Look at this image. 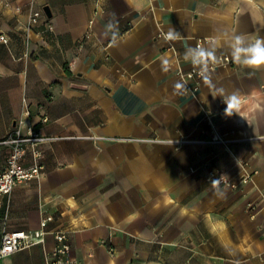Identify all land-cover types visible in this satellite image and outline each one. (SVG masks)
Listing matches in <instances>:
<instances>
[{
  "label": "crops",
  "instance_id": "obj_1",
  "mask_svg": "<svg viewBox=\"0 0 264 264\" xmlns=\"http://www.w3.org/2000/svg\"><path fill=\"white\" fill-rule=\"evenodd\" d=\"M30 1L0 0V170L17 129L62 139L40 147L39 180L0 196V248L51 214L77 264H264V66L231 47L264 39V0H35L54 31L27 47ZM200 43L232 63L192 95ZM44 238L0 264H47Z\"/></svg>",
  "mask_w": 264,
  "mask_h": 264
},
{
  "label": "built area",
  "instance_id": "obj_2",
  "mask_svg": "<svg viewBox=\"0 0 264 264\" xmlns=\"http://www.w3.org/2000/svg\"><path fill=\"white\" fill-rule=\"evenodd\" d=\"M6 7H10L6 4ZM28 23L25 43L27 47L30 45V33L38 26H44L45 31L53 32L54 26L49 22L44 9H38L35 0L28 3ZM17 13L22 12V7H15ZM168 33H160V36L167 40ZM0 43L4 45L9 44V38L5 34H0ZM197 46L202 47L201 43ZM27 56V55H26ZM218 63H211L209 65V74L221 65H228L232 63V59L228 56H219ZM184 81H186L185 93L196 94L199 90V81L203 79L199 74V69H193L188 73L182 74ZM14 138L9 139L6 143L13 144V150L10 153L6 166L0 170V196H7L10 198L13 191L23 184H29L35 180H39L45 169L43 164V151L41 146L46 143H53L61 140V137L48 136L43 134L40 130L33 127L28 129L27 135H23L21 128L17 129ZM214 142H220L218 137L213 138ZM8 213V209L6 214ZM56 218L54 215L43 216L40 223V230L34 232L27 231H12L7 232L3 236L0 248V261L8 256L14 255L20 251L36 243L45 244V236L52 234L55 240V245L52 250H46L47 264H77L72 258V231L65 227H57L54 230H49L48 227L54 223Z\"/></svg>",
  "mask_w": 264,
  "mask_h": 264
},
{
  "label": "clouds",
  "instance_id": "obj_3",
  "mask_svg": "<svg viewBox=\"0 0 264 264\" xmlns=\"http://www.w3.org/2000/svg\"><path fill=\"white\" fill-rule=\"evenodd\" d=\"M108 27L112 30L115 28V25L110 24ZM167 38L171 40L178 39L180 38V33L172 29L168 32ZM115 39L116 32L113 31V40ZM231 40L233 59L236 63L250 68H259L264 66V39L249 41L243 35H234ZM184 59L199 69V74L206 82H210V63L219 62L214 47L210 49L200 46L189 48L184 54ZM234 101L236 102V107L238 105V98L235 95L231 97V102L227 105L225 111L226 115H230L229 109L233 108ZM216 182L217 181H213V183Z\"/></svg>",
  "mask_w": 264,
  "mask_h": 264
},
{
  "label": "water",
  "instance_id": "obj_4",
  "mask_svg": "<svg viewBox=\"0 0 264 264\" xmlns=\"http://www.w3.org/2000/svg\"><path fill=\"white\" fill-rule=\"evenodd\" d=\"M44 12L48 18L52 17V12L49 6L44 7Z\"/></svg>",
  "mask_w": 264,
  "mask_h": 264
},
{
  "label": "snow or ice",
  "instance_id": "obj_5",
  "mask_svg": "<svg viewBox=\"0 0 264 264\" xmlns=\"http://www.w3.org/2000/svg\"><path fill=\"white\" fill-rule=\"evenodd\" d=\"M235 105H236V102L234 101V102H233V107H235Z\"/></svg>",
  "mask_w": 264,
  "mask_h": 264
}]
</instances>
